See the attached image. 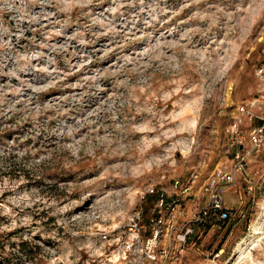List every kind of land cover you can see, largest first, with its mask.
Returning a JSON list of instances; mask_svg holds the SVG:
<instances>
[{"label":"rangeland","instance_id":"obj_1","mask_svg":"<svg viewBox=\"0 0 264 264\" xmlns=\"http://www.w3.org/2000/svg\"><path fill=\"white\" fill-rule=\"evenodd\" d=\"M263 64L264 0H0V264H160L130 228L194 220ZM240 174L166 264H264V152Z\"/></svg>","mask_w":264,"mask_h":264},{"label":"built area","instance_id":"obj_2","mask_svg":"<svg viewBox=\"0 0 264 264\" xmlns=\"http://www.w3.org/2000/svg\"><path fill=\"white\" fill-rule=\"evenodd\" d=\"M255 74L260 79L257 98L248 102L241 103L237 109L239 113L245 118L258 119L260 122L251 128L249 132V141L251 142V148H245V139L240 132V123L242 119L235 120L230 125L228 132H230L233 138V146L236 145L235 153L232 156V163L228 168H218L214 173L202 182L201 188L207 194V200L199 208L197 216L191 223H198L204 226L203 222L208 220L213 223H219L229 221L232 219L233 208L229 206L225 198V190L235 184L238 180V175L244 171L247 166L249 158L253 152H264V64L261 67L255 69ZM241 145L244 147L241 148ZM200 173L195 172L191 176L189 184L183 185L181 181L176 180V189L181 188V193H189L192 191V187L199 181ZM155 189L151 188L150 192H154ZM158 201L156 205L159 210L167 208L168 217H155L152 220V236L147 239L142 237V225L140 224L142 216H138V220H133V227L131 230V238L128 242L129 249L132 248L135 241H138L141 247L142 256L144 259L150 262L161 261L160 264H166L165 262L169 258L174 257V253L178 250L184 252L186 248H189L187 244L188 239L194 235V226L190 222H186L185 227L177 226V214L175 211L178 203L177 201H169L164 193L158 195ZM151 228V227H150ZM163 238V240H162ZM166 241V242H164ZM179 243L177 249L176 244ZM162 244L164 248L160 249L159 245Z\"/></svg>","mask_w":264,"mask_h":264},{"label":"bare ground","instance_id":"obj_3","mask_svg":"<svg viewBox=\"0 0 264 264\" xmlns=\"http://www.w3.org/2000/svg\"><path fill=\"white\" fill-rule=\"evenodd\" d=\"M254 227H255V231L254 232H252V234H251V237L254 235V234H260L261 232L259 231V227H258V222H256L255 224H254ZM245 242V241H244ZM255 243V241L252 243V245H254V247L252 248V250H254L255 248H256V244H254ZM240 245V244H239ZM242 245H244V244H242ZM242 245H240L241 246V249H240V254L241 255H243V254H245V251L243 250V246Z\"/></svg>","mask_w":264,"mask_h":264},{"label":"crops","instance_id":"obj_4","mask_svg":"<svg viewBox=\"0 0 264 264\" xmlns=\"http://www.w3.org/2000/svg\"><path fill=\"white\" fill-rule=\"evenodd\" d=\"M259 122H260V121H259L258 119H252V125H253V126L257 125ZM245 142H246V144H245V148H246V149L251 148V142H250L249 140H247V141H245ZM253 154H255V152H253L252 155H253ZM252 155H251V157H252ZM251 157L249 158L250 160H251ZM250 160L248 161L247 166H248ZM239 176H241V174H239ZM231 201H232V200H231ZM232 202H233V201H232Z\"/></svg>","mask_w":264,"mask_h":264},{"label":"water","instance_id":"obj_5","mask_svg":"<svg viewBox=\"0 0 264 264\" xmlns=\"http://www.w3.org/2000/svg\"><path fill=\"white\" fill-rule=\"evenodd\" d=\"M244 146L243 145H241V148H243Z\"/></svg>","mask_w":264,"mask_h":264},{"label":"trees","instance_id":"obj_6","mask_svg":"<svg viewBox=\"0 0 264 264\" xmlns=\"http://www.w3.org/2000/svg\"><path fill=\"white\" fill-rule=\"evenodd\" d=\"M220 249H221V247H220Z\"/></svg>","mask_w":264,"mask_h":264}]
</instances>
